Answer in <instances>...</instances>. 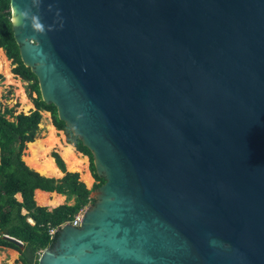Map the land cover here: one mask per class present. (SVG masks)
<instances>
[{"label": "water", "instance_id": "95a60500", "mask_svg": "<svg viewBox=\"0 0 264 264\" xmlns=\"http://www.w3.org/2000/svg\"><path fill=\"white\" fill-rule=\"evenodd\" d=\"M10 12L41 99L104 178L37 264H264V0H10Z\"/></svg>", "mask_w": 264, "mask_h": 264}, {"label": "trees", "instance_id": "16d2710c", "mask_svg": "<svg viewBox=\"0 0 264 264\" xmlns=\"http://www.w3.org/2000/svg\"><path fill=\"white\" fill-rule=\"evenodd\" d=\"M0 48L6 58L15 64L13 73L28 82L29 95L32 92L36 94L32 97L34 109L28 113L14 114V108L4 107L0 100V248L16 250L19 264H37L41 251L52 247L57 236V232L52 237L49 235V227L71 221L80 209L92 204L94 198L90 194L104 182V178L96 173L89 149L58 118L56 107L41 99L36 76L20 59L13 36L10 0H0ZM41 111L49 112L53 126L63 131L65 141L88 157L89 171L94 179L90 188L80 180L78 172L65 171L64 162L57 151H52L51 156L56 166L64 172L60 178L41 175L21 159L25 144L32 142L39 132ZM36 189L65 195L66 200L73 199V203L48 209L36 203ZM18 193L20 200L16 197ZM2 234L22 241L23 247L2 239Z\"/></svg>", "mask_w": 264, "mask_h": 264}, {"label": "rangeland", "instance_id": "374dc122", "mask_svg": "<svg viewBox=\"0 0 264 264\" xmlns=\"http://www.w3.org/2000/svg\"><path fill=\"white\" fill-rule=\"evenodd\" d=\"M2 52H3V55L5 56L3 50ZM7 61H8L7 71L9 72L10 77L6 76L5 70L3 69L0 70V100L4 107H8V108L13 107L14 114H17L18 112L28 113L30 110L34 109L32 97H35L36 94L32 92L29 95L28 82L26 80H23L17 74L13 73L12 69L15 66V64H13L10 59H7ZM23 96L25 99L23 98ZM28 104H30V106H28ZM7 117L9 119H12L9 116ZM38 138L41 139V142L43 141V150L40 152V148H33V147L29 148V144L26 143L23 153L21 155V159L23 160V157H27V156H30V154H34V155H31V157L33 158L34 164H41L45 160L46 156L51 157L50 152L52 150H55L58 152V154L60 155L61 159L64 162L65 171H69L66 168V164L70 163V159L66 156L63 150V146H65L66 144L64 133L63 131L56 130L53 127L50 113L47 111H41V122L39 124V132L34 138V140ZM29 149H30V153L28 152ZM74 152L76 153V151ZM85 158H86V168H87L86 170L91 177L90 184L87 185L81 179L80 172L78 173H79L80 180H82L86 184V186L90 188L92 183L94 182V179L91 176L90 171H89V159L87 156H85ZM71 172H77V171H71ZM63 173L64 172L60 170V174L58 175H54V176L46 175V174L45 175L49 177L60 178L63 175ZM35 200H36V195H35ZM64 203H67V200ZM39 204H43V203H39ZM43 205H48V204H43ZM89 205L90 204L86 205L84 209ZM48 206L51 207L50 205ZM17 258H18V252L16 250H13L10 248H0V264H19V262H17Z\"/></svg>", "mask_w": 264, "mask_h": 264}, {"label": "bare ground", "instance_id": "6f19581e", "mask_svg": "<svg viewBox=\"0 0 264 264\" xmlns=\"http://www.w3.org/2000/svg\"><path fill=\"white\" fill-rule=\"evenodd\" d=\"M8 61L3 55L2 49L0 48V70L3 69L6 71V76L10 77L9 72L7 71ZM24 98V96H23ZM25 99V98H24ZM30 106V104H28ZM61 135V134H60ZM29 144V148H40V152L43 150V141L41 142V139H35L32 142H27ZM64 153L66 156L70 159V163L66 164V168L69 171H77L81 174V179L88 185L91 182V177L89 173L87 172L86 168V158L85 155H81L80 153L76 154L74 152V148L71 144H65L63 146ZM30 153V149L28 150ZM30 156L23 157V160L25 164L31 168H33L35 171L39 172L40 174H46V175H58L60 174L59 168L55 165L53 158L46 156L45 160L41 164H34L33 158ZM34 164V165H32ZM63 197L55 195L54 193H42L38 192L36 196V200L39 203L48 204V205H55L58 204Z\"/></svg>", "mask_w": 264, "mask_h": 264}, {"label": "clouds", "instance_id": "9594fccd", "mask_svg": "<svg viewBox=\"0 0 264 264\" xmlns=\"http://www.w3.org/2000/svg\"><path fill=\"white\" fill-rule=\"evenodd\" d=\"M36 0H33V3H35ZM51 7V5L49 6ZM57 15H59V11L57 10ZM19 16L23 17V18H30L31 20V27L33 29H35L37 32H44L45 31V27L42 24V22H40L38 16L30 14V10L25 9V10H20L19 11Z\"/></svg>", "mask_w": 264, "mask_h": 264}, {"label": "built area", "instance_id": "2783aa9c", "mask_svg": "<svg viewBox=\"0 0 264 264\" xmlns=\"http://www.w3.org/2000/svg\"><path fill=\"white\" fill-rule=\"evenodd\" d=\"M83 211H84V208L80 209L79 212H77L75 215H74V218L71 220V221H65L63 222L62 224H60L59 226L55 227V226H52V227H49L48 229V232H49V235L52 237L54 236V234L57 232L58 228H60L63 224L65 223H70L71 225L73 226H78L80 224V221H81V218H82V214H83Z\"/></svg>", "mask_w": 264, "mask_h": 264}, {"label": "crops", "instance_id": "0c3cea01", "mask_svg": "<svg viewBox=\"0 0 264 264\" xmlns=\"http://www.w3.org/2000/svg\"><path fill=\"white\" fill-rule=\"evenodd\" d=\"M63 175H64V173H63ZM63 175H62V176H63ZM62 176H61V177H62ZM92 184H93V183H92ZM38 192L49 193V194H50V193H54L55 195H58V196H60V197H61V196L63 197V199H62L58 204H55V205H52V206L50 205L51 207H49L48 205L39 204V202L35 200L36 203H37L38 205H41V206H42V205H43V206H47L48 209H51V208H53V207H55V206H57V205H59V204H63V203L66 201V199H65V195H61V194H58V193H56V192H46V191H42V190H39V189H36V190L34 191V199H35V195L37 196V193H38ZM16 197H17V199H19V200L21 199L19 193L16 194ZM67 203H68V204L73 203V199L67 200ZM30 221H31V220H30ZM31 222H32V221H31Z\"/></svg>", "mask_w": 264, "mask_h": 264}, {"label": "flooded vegetation", "instance_id": "af4514ba", "mask_svg": "<svg viewBox=\"0 0 264 264\" xmlns=\"http://www.w3.org/2000/svg\"><path fill=\"white\" fill-rule=\"evenodd\" d=\"M54 127V126H53ZM55 128V127H54ZM56 129V128H55ZM57 130V129H56ZM59 132V131H58ZM65 143H67L66 141H65ZM67 144H69V143H67ZM72 145V144H71ZM73 146V145H72ZM73 148H74V151H76L77 153H81V152H79L74 146H73ZM52 151H55V150H52ZM51 151V152H52ZM51 152H50V156H51ZM82 154V153H81ZM83 155V154H82ZM86 156V155H85ZM52 157V156H51ZM53 158V157H52ZM54 160V159H53ZM55 163V162H54ZM23 247V246H22ZM4 248H7V247H4ZM11 249V248H10ZM14 250V249H13Z\"/></svg>", "mask_w": 264, "mask_h": 264}]
</instances>
